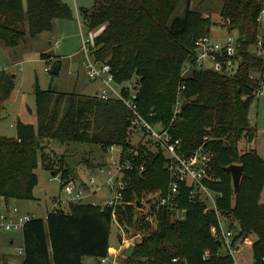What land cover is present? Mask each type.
I'll use <instances>...</instances> for the list:
<instances>
[{"label":"trees","instance_id":"16d2710c","mask_svg":"<svg viewBox=\"0 0 264 264\" xmlns=\"http://www.w3.org/2000/svg\"><path fill=\"white\" fill-rule=\"evenodd\" d=\"M179 0H95L89 12L84 11L89 29L105 25L97 38L96 59L112 66L117 82L138 75L141 90L138 104L142 114L152 121L170 122L172 108L180 85L182 65L195 58V41L210 33L208 28L197 31L184 43H177L190 28L193 12L191 0H186L183 15L168 18ZM264 0H228L224 23L228 32L236 33L243 48L258 42V16ZM162 11H165L164 14ZM71 7L62 0H0V40L8 46L13 39H24L50 31L55 18H72ZM264 29V28H263ZM264 43V32L261 35ZM246 64L236 74H220L212 70L192 69L184 78L185 89L181 119L171 132L182 139L184 147L193 151L208 135L205 145L214 156L210 175L205 182L222 196L220 211L234 218L238 236H253L256 261L264 264V159L255 150L242 151V140H253L255 128L250 125L249 111L255 101L259 79H250L252 71H264V56L246 52ZM43 57H49L43 54ZM58 64V63H56ZM264 78V77H263ZM15 86L12 74L0 71V121L5 103ZM36 124L18 120L17 135L0 134V196L7 203L12 199H32L38 183L35 169L43 147L53 140L92 142L107 149L113 144L123 146L125 158L131 148L132 132L129 113L116 99L102 100L96 95L62 92L53 88L35 92ZM210 125L212 134H203ZM47 139V143H42ZM41 142L40 146L37 142ZM137 163L145 169L127 171L125 200L134 201L126 209V221L137 232L144 228L136 217V202L142 193L165 192L171 177L165 169V158L139 147ZM124 158V157H123ZM243 167L240 188L235 193L231 174L226 167ZM189 187L182 186L179 206L186 208L183 219H170L165 209L155 228H144L145 239L136 247V256H144L149 264H175L187 259V264H202L203 251L218 250L220 244L210 233L217 223L216 213H204L201 201H188ZM150 201L151 198H148ZM147 199V200H148ZM149 201V202H150ZM154 208L151 206L150 209ZM112 210L89 203L71 202L69 211H50L45 218L32 217L23 234L24 259L20 264H83L84 256L106 258L109 254ZM233 219V220H234ZM138 233V232H137ZM210 250V251H211ZM209 264H231L228 259L214 257Z\"/></svg>","mask_w":264,"mask_h":264},{"label":"rangeland","instance_id":"374dc122","mask_svg":"<svg viewBox=\"0 0 264 264\" xmlns=\"http://www.w3.org/2000/svg\"><path fill=\"white\" fill-rule=\"evenodd\" d=\"M62 1L71 7L73 11L72 18H55L52 30L42 31L35 36L27 33L24 39H13L14 45L12 46H8L3 40H0V65L5 67L7 74L13 75L15 81L14 90L2 111L0 134L16 136L19 119L36 124L35 92L37 89L53 88L62 92L75 91L95 95V91L102 86L100 81H93L87 76L83 64V61L86 60L83 39H92L89 54L91 58L96 59L95 55H97L98 48L96 42L103 31L95 35L94 30L96 28L104 30L105 28V25H100L94 29L88 27V19L85 17L84 11L89 12L92 10L95 0ZM227 1L191 0L190 9L193 12L191 26L176 42L184 43L194 36L197 31L206 28L215 37L224 35L227 32L226 27L223 26ZM185 8L186 0H179L171 14H168V18L183 15ZM162 12L164 14L165 11ZM258 28L259 37H262L264 25ZM57 42L58 45H56ZM43 54L49 57H43ZM104 61H109V58L104 59ZM56 63L60 64V70L58 74H53L51 68ZM131 79L136 80L140 77L133 75L132 78L122 82ZM249 121L250 125L255 128V137L253 140H242L240 149L242 151L255 150L264 159L263 96L258 97L252 103L249 111ZM203 132V134L213 133L210 125H205ZM128 139L136 147L143 145L150 152L155 149L154 144L148 141L149 136L144 138L139 132H130ZM41 142L47 143V139H43ZM43 151L46 153V157L42 159V156H40L38 167L34 171L38 177V183L33 189V198L17 199L18 203L16 205L22 211L33 217L45 218L47 213L52 210L53 205L56 204V201H60L58 207L68 211L69 204L63 203L65 193L62 181L86 184L92 177L97 179L98 184L102 187L98 195L93 194L80 203L102 204L108 197L113 195L104 186L106 176L100 172L103 163L110 161V154L103 149L101 144L80 141L60 143L58 140H53L43 147ZM155 193L144 191L141 199L143 206L136 207L135 205L137 208L136 217L141 220L144 228H155L162 214L160 209L156 208L157 201L153 197ZM151 197L152 200L147 203L146 200ZM263 198L264 188L261 202ZM125 201L112 213L109 223L111 247L106 261L101 264H128V257L122 253L123 243L129 240L135 230L133 224L126 221L127 217L124 214L127 206L134 205L135 202L127 199ZM206 201L210 204L209 200ZM97 206L100 207V205ZM151 206H154V208L150 209ZM206 208L205 205L204 213H208ZM215 215L217 223L210 227V233L215 239L218 240L219 236L217 235H221L225 229L237 230L236 227L230 225L232 223L237 224L234 218L233 220L222 211L219 212V215ZM148 217L151 219H148ZM169 218L172 219L170 216ZM213 227L216 228L217 235L212 232ZM144 228L137 231L139 235H143ZM2 231H0V264H20L24 259L23 250H18L23 247L22 231ZM11 238H14V243H10ZM120 240H123V243ZM253 241V236L234 238L232 252L223 246L213 252L210 248H206L200 261L202 264H209L214 257H218L219 260L228 259L231 264H262V259L258 262L255 259L252 249ZM101 259L86 255L83 258V264H97V262H101ZM130 264H149V262L146 257L140 255L134 257ZM175 264H187V259L183 262L177 261Z\"/></svg>","mask_w":264,"mask_h":264},{"label":"built area","instance_id":"2783aa9c","mask_svg":"<svg viewBox=\"0 0 264 264\" xmlns=\"http://www.w3.org/2000/svg\"><path fill=\"white\" fill-rule=\"evenodd\" d=\"M258 22L264 25V8L258 16ZM92 39H83V49L86 60L83 64L86 68L87 76L93 81H100L102 86L95 94L102 100L116 99L121 101L129 113L130 128L133 132H139L144 138L149 136V142L154 144L153 153H161L165 158V169L168 171L171 181L165 192H156V208L165 209L172 219H183L186 216V208L179 206L182 186L189 187L188 201H201L206 205V211L212 210L219 215L218 200L222 196L221 192H216L206 184L205 180L210 178V162L214 153L205 145L210 140L208 135L203 138L201 143L193 151L187 150L181 138L171 132L172 125L181 119L184 102L183 90L185 89L184 78L192 69L212 70L220 74H236L246 64V52H251L257 57L264 56V43L261 37L258 42L246 50L243 48L244 39H240L236 33L226 32L224 35L215 37L212 33L204 34L195 41V58L186 61L180 72V85L172 108V118L170 122L162 120L152 121L146 118L139 107L138 95L142 84L138 79H131L127 82L119 83L116 81L112 66L108 62L98 61L91 58L89 51ZM58 45V42L56 43ZM5 67L0 65V71ZM250 79H259V86L255 93L256 98L264 97V71H251ZM147 142V143H149ZM129 158H125L123 146L113 144L106 151L110 154V161L104 162L100 167V172L106 176L104 186L113 195L108 197L105 202L92 203L100 205L102 209L110 208L112 213L125 201V191L128 186L126 172L137 170L142 172L145 169L144 161L139 163L134 158L139 156V145L132 144ZM124 157V158H123ZM63 182L65 198L70 202L85 201L89 196L99 192L102 187L97 179L92 177L86 184H76L73 182ZM89 189V190H88ZM209 200L210 204L206 201ZM56 201L51 211H61ZM33 216L22 211L16 204L6 205L0 208V230L23 231L27 221ZM148 219H151L148 217ZM212 232L217 235L216 228ZM235 229H225L219 236L220 246L227 250H233ZM141 236V235H140ZM128 242V240H127ZM106 261L102 258L100 263Z\"/></svg>","mask_w":264,"mask_h":264},{"label":"water","instance_id":"95a60500","mask_svg":"<svg viewBox=\"0 0 264 264\" xmlns=\"http://www.w3.org/2000/svg\"><path fill=\"white\" fill-rule=\"evenodd\" d=\"M60 70V64H55L51 68V72L53 74H58ZM37 145L40 146V142H37ZM48 145V144H47ZM226 170L231 174L232 182H233V189L236 193L240 188L241 177L243 175V167L240 164H231L226 167ZM195 200H198V197H195ZM150 200H146L148 203ZM137 207H142L143 203L141 201L136 202ZM145 239V236H140L136 231L130 236L128 242L123 243V240H120L123 243L122 253L126 257H132L135 253L136 247ZM218 244H220V240H217ZM97 264H101L97 262Z\"/></svg>","mask_w":264,"mask_h":264},{"label":"crops","instance_id":"0c3cea01","mask_svg":"<svg viewBox=\"0 0 264 264\" xmlns=\"http://www.w3.org/2000/svg\"><path fill=\"white\" fill-rule=\"evenodd\" d=\"M101 31H103L102 28H98V29L96 28V29L94 30V34L96 35V34L100 33ZM50 42H51V41H50ZM101 84H102V83H101ZM97 91H98V90L95 91V94L97 93ZM98 193H99V192H97L96 195H98ZM91 196H92V195H91ZM16 203H18V202H17V199H12V200H10V201H8V202L6 203V202L3 200V198L0 197V208L5 207L6 205L16 204ZM63 203H66V204L68 203V204H70L71 202L68 201L66 198H64ZM61 204H62V202H61ZM66 204H65V205H66ZM90 204H91V203H90ZM62 210L65 211V212H68V211H69V205H68V211L65 210L64 208H62ZM49 212H50V211H49ZM0 231H2V230H0ZM2 232H5V231H2ZM10 233H13V232H10ZM10 243H14V238H11V239H10ZM18 250H19V251L23 250V247H22V249L19 248Z\"/></svg>","mask_w":264,"mask_h":264}]
</instances>
